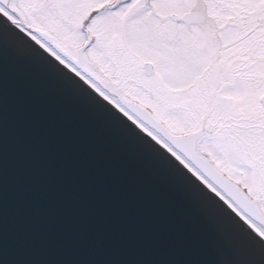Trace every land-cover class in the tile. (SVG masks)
<instances>
[{
	"label": "snow or ice",
	"instance_id": "6c2138e0",
	"mask_svg": "<svg viewBox=\"0 0 264 264\" xmlns=\"http://www.w3.org/2000/svg\"><path fill=\"white\" fill-rule=\"evenodd\" d=\"M0 9V264H264V0Z\"/></svg>",
	"mask_w": 264,
	"mask_h": 264
},
{
	"label": "water",
	"instance_id": "95a60500",
	"mask_svg": "<svg viewBox=\"0 0 264 264\" xmlns=\"http://www.w3.org/2000/svg\"><path fill=\"white\" fill-rule=\"evenodd\" d=\"M0 2L9 4L11 0H0ZM9 21L12 20L0 11V24L7 23ZM200 256L201 259L198 261V264H231L230 257L222 253H210L207 251H202Z\"/></svg>",
	"mask_w": 264,
	"mask_h": 264
},
{
	"label": "bare ground",
	"instance_id": "6f19581e",
	"mask_svg": "<svg viewBox=\"0 0 264 264\" xmlns=\"http://www.w3.org/2000/svg\"><path fill=\"white\" fill-rule=\"evenodd\" d=\"M0 3H1V2H0ZM0 11H1L3 14H5L7 17H9L12 21H14V20H13V17L9 16L7 11H5V10H3V9H0ZM14 22H15V21H14Z\"/></svg>",
	"mask_w": 264,
	"mask_h": 264
},
{
	"label": "rangeland",
	"instance_id": "374dc122",
	"mask_svg": "<svg viewBox=\"0 0 264 264\" xmlns=\"http://www.w3.org/2000/svg\"><path fill=\"white\" fill-rule=\"evenodd\" d=\"M11 4H16V3H18V0H11V2H10ZM13 11H15V9H12Z\"/></svg>",
	"mask_w": 264,
	"mask_h": 264
}]
</instances>
